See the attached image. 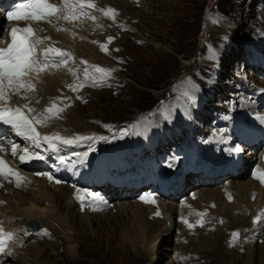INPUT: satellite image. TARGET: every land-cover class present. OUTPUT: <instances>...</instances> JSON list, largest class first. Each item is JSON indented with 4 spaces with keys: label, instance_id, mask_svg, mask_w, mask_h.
<instances>
[{
    "label": "rangeland",
    "instance_id": "rangeland-1",
    "mask_svg": "<svg viewBox=\"0 0 264 264\" xmlns=\"http://www.w3.org/2000/svg\"><path fill=\"white\" fill-rule=\"evenodd\" d=\"M117 1H121L120 4H123L122 1L128 0ZM133 1L129 0L128 3ZM138 2V4L132 5L133 7L130 5V12L126 11L127 7L121 8L123 15L125 14L124 20H129V23L123 24L121 22L116 33L110 32V35L108 34L109 36L105 39L100 35L97 41L106 46V51H102L99 46L102 52L101 55L91 51L88 48L90 44H87V42H81L85 37L87 39L90 34L84 31L85 27L89 28L85 23L82 27L83 31L80 32L78 29L79 31L74 32V34H68V36L65 34L63 35L64 37L62 35L58 37L57 44L71 47L73 51L69 48L67 52H75V57L73 60L71 57L70 65L66 66V68L59 64L60 67L58 68L51 67L53 69L39 72L36 75L37 81L40 77L42 80V73L46 74L45 79H51L54 74L56 75L60 71L66 73L69 70L71 75H66V78L68 77L67 82L72 84L75 81L73 78H76L81 73L77 68L78 62L81 61L87 62L85 65L88 69L89 77L100 76L99 73L95 72V67L97 66L102 69H110L112 72L109 81L108 77H105L106 79L99 82L101 87H93L89 80H85L82 87H79L80 85L74 86L79 87V90L74 91L77 94L72 100L79 107L75 111L72 109L66 120L58 119L66 111V107L61 106L65 101L61 98L54 99L52 103H55L56 108L59 107L60 109L62 107V111L52 116L53 121H62L61 124H66L58 132L54 131V135H58L61 138L65 136L75 137L77 141L83 140L87 142H90V140L79 138L93 137L94 145L104 146L102 147L103 150L109 149L112 143L123 138L120 137L123 135H128L124 137L138 144L135 139H132L133 134L131 135V132L137 125L143 124L147 128L145 148L150 149L151 145L147 143L149 136L152 139L155 134L157 137L167 135L169 128L174 132L177 131V135L174 137H177L178 140H180V136L183 137L181 143L184 142L186 131L188 135L194 137L193 141L195 142L198 139L205 140L204 138L214 136L215 134L212 133L214 126H224L231 129L232 126L239 123L245 128L251 121L237 118V110L232 109L235 107L233 101L236 104L241 102L240 93H242V90V104L239 107L246 103L249 105L253 103L251 101L254 99L253 93L260 91L258 85L263 83L260 87L264 88V0H139ZM121 10H116V12H121ZM118 21L122 20L118 19ZM5 30L6 25H3V31L0 33L1 37H6ZM109 37L113 38L111 42H109ZM83 46H88V52L82 53L81 48ZM77 53L84 56H79ZM47 73H50V75ZM70 79H72L71 82ZM105 81L108 82L106 83ZM186 81H189L191 87L196 91L197 94L194 98L198 99V101L186 97L180 90L177 91V87ZM40 85H42L40 86L41 91H44V83L42 82ZM10 94L7 101L10 100ZM33 99V97L28 98V104L30 109H34V113L37 116V111L40 110V107H38L39 99L38 102L36 100L37 103ZM40 101L43 100L40 99ZM199 102H205L208 108L203 109ZM48 107L46 106L41 111L43 115ZM208 110L210 114H208ZM261 111H264V109H261ZM215 115L218 117V121H216ZM57 116L59 117L57 118ZM254 121L251 124L257 123V120ZM171 122L176 125V130H174ZM38 126L46 127L45 132L47 133L48 124L44 123ZM120 126L127 127L117 129ZM39 127L36 131L41 133L38 130ZM183 127H186L185 130H180V132L179 129ZM152 128L153 131L151 133ZM121 130H126L128 133L123 134L126 131ZM12 131L11 126H7L4 133L0 136V142L3 145L1 148L6 150L4 152H6L9 166L20 155L17 153L15 157L9 156L8 150L11 144L23 149L27 146L29 147L28 141L16 139L15 133ZM119 131H121L120 134H117ZM216 135L223 137V135ZM164 139L162 138V141ZM9 140L11 141L9 142ZM93 140L91 139V141ZM194 142L188 143V148L193 147ZM169 146H172V143ZM262 146L264 147V142L261 141L258 146L260 149L255 150L257 156L263 150L261 149L263 148ZM89 147L86 148L84 153L97 154L101 152L99 148L92 149L90 147L89 149ZM19 148L18 151L21 150ZM81 152H74V154L69 152L68 154L71 156H67L66 151H61L60 153L65 156L63 159L65 164H67L66 167H74L77 171L82 172L84 162H80L81 154L83 153ZM244 153L247 154L246 158H250L247 151H243L242 155ZM250 153H253V151ZM151 155L152 153L145 151L144 156ZM137 157L139 158V154ZM46 160L49 164H52L50 156ZM20 163L18 169H21ZM255 163L254 160L251 162L250 170H253ZM117 165L115 164L114 166ZM156 165L144 166L139 170L135 168L133 175L141 178V180L151 178V172ZM114 166L111 164L109 169H114ZM23 171L21 173L24 174ZM129 175L127 174L126 176ZM20 176L22 177V175ZM23 178H27V176H23ZM118 179L115 176L110 177L112 182ZM249 179L250 175L247 172L244 176L233 178V180L240 183V186L244 184L245 188L249 186ZM189 181L188 184L192 185L196 179L189 178ZM228 181L230 179L220 181L219 184L214 186L199 185L195 190L202 195H207L208 198H214L217 190L222 187L221 185H225ZM13 182L3 181L2 183L12 186L13 190L11 191H15L20 187L15 189V182ZM186 185L187 183H185ZM22 186L25 185L22 184ZM82 189L90 191V189ZM151 189H147L148 193ZM106 191L107 189H103L95 192L100 193L101 197L107 200L106 208L101 210L99 214L92 211L81 214L79 208L78 210L71 207L69 216L73 215L70 217L75 220V225L71 230L73 237L70 236L69 238L70 244L64 243L62 236L51 233V242H48L53 245L52 249L49 248V256L51 257H44L46 253L43 252V248H40L42 245H39L40 247L38 248L35 246L36 243L23 242L19 244L18 241H14L15 243H13L11 250L14 249L12 252L10 250L11 254H13L11 259L14 261H2L0 258V264H264V218H261L258 222L256 232L253 233V231L248 229L243 238L239 236L238 240L232 244V233L237 232L238 227L236 226L234 231H225V224L229 220H234L232 215H229L230 217L226 215L228 220L223 223H220L216 216L206 215L203 227L200 228L198 226L190 232L184 230L180 222L178 224L176 216L171 213L170 225L172 230L169 236L160 235L161 222L158 217L153 218L151 215H143L142 220L146 219V221L153 222L156 227L154 226L151 229L143 244L137 245L138 251L136 252L133 250L134 247L129 248V245L126 246V240L123 243L118 240L117 233L119 231L116 233V229L113 228V224H110L109 221L110 215H115L117 211L119 216H123V223L127 224L124 223L123 227H128L134 216L129 211V206L127 211L121 213L118 210L120 208L119 204L125 203L127 206L132 203L134 205L137 199L146 197L144 196V189L137 192L136 196L130 193V197L125 193V200L109 199L110 193ZM15 193H13V196ZM189 194H185V199L188 198ZM150 195L158 197L159 194L153 191ZM260 195L259 191L258 196ZM127 197L130 198L126 199ZM179 198L174 201H170L167 198L163 199L169 213L174 208V205L175 207L179 205L181 196ZM259 199H261V196ZM24 208V206H19L17 210L22 212ZM75 210L78 211L76 212ZM17 213L19 212L16 211L14 214H9V217L14 222L18 221ZM61 214L66 216L67 212L61 211ZM97 214L98 216L102 215L103 217H101L104 219L101 222H97L96 225L82 226L79 223L82 215L88 219ZM240 216H238L239 220L243 219V216ZM3 220L1 224H10L9 219L8 222L5 219ZM39 223L44 226L40 231L46 228L41 220H39ZM49 228L47 229L49 230ZM23 230L19 232L20 234L17 238H24L27 232L23 233ZM216 230L221 231L223 233L221 235H225L226 239H216V235H210L209 238L202 239L205 232H208L205 234L206 237L208 234H214ZM113 236L116 238L114 241ZM35 238L33 239L34 242L41 239ZM147 240H149L151 245L144 249ZM151 240L154 241V244L150 242ZM67 245L68 247H66ZM247 245L249 246V251H245ZM251 245H253L252 248ZM221 247H228L233 251L228 256L223 250H220ZM17 253L18 255H16ZM251 253L253 254V259H251Z\"/></svg>",
    "mask_w": 264,
    "mask_h": 264
},
{
    "label": "bare ground",
    "instance_id": "bare-ground-1",
    "mask_svg": "<svg viewBox=\"0 0 264 264\" xmlns=\"http://www.w3.org/2000/svg\"><path fill=\"white\" fill-rule=\"evenodd\" d=\"M52 1L56 4L59 3V0H52ZM128 1H122L123 4H120L121 1H117V0H93V2L96 5V9L106 11L108 8H111L115 12L116 10H121V8H126V7L128 8L126 11L130 12L131 11L130 5L134 6L139 3L138 2L139 0L138 1L134 0L133 2H130V3H128ZM96 9L85 8L84 12L86 13V15H80L77 19L71 20V21H66L63 18L64 13H61L59 17H53L52 19H50V22L27 24L26 26H31L36 31L35 36H37L42 41L40 43L41 53H42L43 51L47 50L50 47L54 49H59V50H62L63 48H67L68 49L67 51H69V48L71 47H68L67 45H60L59 43L57 44V41L59 39L58 37L60 35L63 36L65 34L68 36V34L69 35L74 34V32H78L79 30L80 32L83 31L82 27L85 23L87 26H89V28L87 29V27H85L84 31L90 34L87 39L85 37L81 42H87V44H90V46L89 47L83 46V48H81L82 53L88 52V49H87L88 47L95 54L101 55L102 52L99 49V46L102 45V43L97 41L100 38V35H102L103 39H105L106 37L110 35L109 34L110 32H114L115 34L118 26H120V23L121 22L123 24L126 22L129 23V20H124L125 14L123 15L122 10L121 12L120 11L116 12V15L114 18H110V16H108V19H105V17L107 18V16L103 14V11H98ZM98 12L102 13V15L104 16L103 20L97 21L99 19L97 15ZM90 16L95 17V20L90 19L89 18ZM3 17L4 15H2V19H4ZM118 19L122 21H118ZM103 23L104 25H102ZM14 26L11 24L8 25L10 29L8 28L6 32V37H3V38L1 37L0 47L5 46L9 42L8 41L9 36H10L9 34L11 31V28H13ZM17 27L22 28V25L19 24V26L17 25ZM75 27L77 28L76 30H75ZM58 28L64 29V30H58ZM94 41L96 43H94ZM82 45H85V44H82ZM89 53L91 52L89 51ZM77 54L79 56H84L83 54L80 55V53H77ZM51 55L54 56V53ZM42 59H43V56H42ZM55 59L57 62H59V58H55ZM70 60H68L66 64L61 63L60 65L66 68V66L70 65L69 63ZM60 65L58 67H60ZM51 67L58 68L57 66H49L46 68V70L48 71V69H53ZM77 68L81 71L80 75L81 74L84 75V70L86 68V65L82 64L81 62H78ZM49 72H52V71H49ZM37 74H39V72L33 71L29 73V75L26 77V80L30 81L35 86L34 90L32 91L20 90L19 93H16L14 90H9V93H11L10 100L7 102H5L4 100H0V107H9V108L15 109L17 107L21 108L20 106H22L21 109L24 111L25 115H27L31 119L32 117H36V116L35 114H33L34 112L28 111V109H30L28 108L29 106L28 98L33 97L34 98L33 101L35 102L36 100L38 102V99H39L38 107H40L41 111L46 106H49L48 109L52 108L53 105H55V103H52L54 99L61 98L62 100L65 101L61 104V106L66 107V111L63 112V114L60 117L57 116V118L59 117L58 119L60 120H66L68 118L69 112L72 109L73 111H75L79 107V105L75 104L74 100H72L73 97H75V95L77 94V93H74V91H72V87L82 85V79L80 78V75L77 76L76 78H73V80L75 81H73L72 84H69L67 82L68 77L66 78V75L68 74L71 75V72L69 70L66 71V73L60 71V73L56 75L54 74V77L51 79H45L46 74L42 73L43 78L42 80H41V77L38 78V81L36 79ZM70 77L72 78V76ZM88 78H90L93 81V76H90ZM71 81L72 79H70V82ZM42 82L44 83L43 85L44 91H41V88H40V86H42L40 85L42 84ZM98 82H102V81H98ZM49 86L51 87L50 89H49ZM192 88L193 87H191L190 82L186 81L182 83V85H179L177 87V91L180 90L181 93L185 94L186 96H188V98H190V97L196 96L197 94L194 88L193 89ZM51 89H54V90H51ZM40 99H42L43 101H40ZM57 108L59 109V107ZM47 116L48 115H46L45 117ZM237 117L239 118L240 116L237 115ZM256 120H257L256 124L252 123L246 127L245 129L246 139H240L239 137L233 136L232 134L224 137V134L222 133L223 129H221V130L216 131V134L223 135V137H219L215 134L216 136L214 135V136L204 138L205 140L198 139L197 141L194 142L195 144L193 145V147H189L191 148V150L188 154L184 153L185 149H183V148H188V145H182L183 148L180 149L181 154L178 156L179 166L173 161L172 162L163 161L160 165L153 168L151 178H147L143 180L144 182L140 180V183H136L135 186H132L130 193H135L139 189H140L139 191L144 189V192H145L144 196L154 198L155 204L143 202L141 199L142 197L137 199L134 205H132V203L128 204L127 206L125 205V203L119 204L120 208H118V210H120L121 213L127 211L128 206H129L130 207L129 211L131 212V214H133L134 218L128 227H123V224L125 223V222L123 223V220H122L123 216L122 217L119 216L117 211L115 215L114 214L110 215L111 218H110L109 223L113 224L112 226L113 228L116 229L115 231L116 233L119 231V233H117L118 240L121 241V243H123L126 240L125 242L126 246L129 245V248L134 247L133 250L137 252L138 251L137 245L144 243L145 238L149 236L148 233L155 226V223L153 222L146 221V219L142 220L143 215H149V216L151 215L153 218L158 217L159 221L161 222L160 235L169 236L170 231L172 230V227L170 225L171 213H173V215L176 216L178 220V224L180 222L181 227L184 230L190 231V232L193 231L194 228L198 227L199 226L198 221L203 222L206 216V215L203 217L197 216L195 214L197 212H206L207 215L211 217L216 216V218L218 219L220 223L221 221L225 222L228 220L226 218V215L227 216L232 215L234 217V220H229V222L225 224L226 225L225 231H229V232L231 230L234 231L235 230L234 228L237 226L238 227L237 232L240 233V238H243L245 232L248 229L253 231V233L256 232L258 223H254V220H256L258 216L261 217V215L264 214V184H261L259 180L253 178V173L256 172L257 170L264 172V150L259 152L260 154L258 157L259 158L258 164L255 163L253 170H250L251 162L253 160L256 162L257 160V158L253 159L254 153L252 154L250 152H252L253 150L255 152L256 148L260 145L261 141L264 142V122L260 119H256ZM61 123L62 121H53V117H51L49 119H46L45 121V124H48L49 126L47 128V133L45 132L46 127H43V126L39 127L38 125H36V129L39 127L38 130H40L41 133L39 132L38 133L40 134L41 137L55 136L54 131L58 132L60 128L62 129V126L66 125V124H61ZM6 126L8 125L3 124L4 128ZM146 129L147 128L144 127V125L142 124V125H137L135 129L133 130L132 139H135L138 142V144H136L132 140L126 139L120 142H116L112 146H110L109 144L110 146L109 149L102 150V147H101L100 148L101 152L99 155L88 154L86 152L84 153L86 147H89V146L91 147V145H88L85 142H80L78 144H75L74 149L77 152L78 151L83 152V153L81 152L82 154L80 158V162L81 163L84 162L83 164L84 168L82 169V172L77 171L74 167H71V168L65 167L63 164L60 163V160L63 159L65 156L61 154L59 151H57V149L58 147H64L65 148L64 150H67L64 144L56 142L55 148H53L50 145L41 141L40 147L36 148L35 146H33L31 141L26 140L24 137L20 135H17L15 130L12 131L15 133L16 139L18 138V139H23L24 141H28L29 147L28 146L27 147L31 150V152L38 153L43 158L40 159L42 161V164H36L35 159H32L29 162H24V163L19 162V157L14 159L10 167L13 168L14 170H17L19 174L22 175V177L27 176V178H23L24 180L23 184L25 186H22L15 191H11L13 190L12 186L2 183L3 181L4 182H9V181H6L3 178H0V192H1L0 193V227H2L6 233H13L16 237L14 241H18L19 244H22L23 242H26V243L28 242L32 244L36 243L35 246H37L38 248L40 247L39 245H42L40 248L41 249L43 248V252L46 253L44 257L49 256V253H50L49 248L52 249V246H53L52 243H48V242H51V233L62 236V241L66 244H70L71 242L69 238L70 236L73 237V235H71V230L72 228H74V225H75V220L70 217L73 215L69 216V211L71 207L75 209L79 208L81 210V214L87 213L88 211L97 212L99 214L101 210L106 208L107 200H105L106 198L103 199L100 193H95V192L102 191L103 189H107L108 193H110L109 199L125 200L124 195L115 193L114 192L115 188L111 187L114 184V181L113 182L110 181V177L108 174L109 166L115 163L116 161H118L120 156L126 155L128 157H132L131 160H134L138 158L137 157L138 154H139V159L143 160L142 165L144 166L145 165L144 161L149 159L151 156H153V154L157 153L158 147L157 148L154 147L155 143L151 145L150 149L145 148L146 147V140H145ZM75 130L77 129L75 128ZM175 135H177V132L173 131L172 140H174L176 143L177 142L181 143V140L173 138V136ZM73 138L75 139V137ZM172 140L165 138L163 142H165L169 146V144L172 143ZM10 141L11 140H9V142ZM96 147L97 146H94L93 149ZM19 149L21 150H19L18 153L20 155L23 154V148H19ZM69 151L70 149H68L67 154ZM145 151H147L148 153H152V155L144 156ZM210 151H213L214 153L213 152L211 153ZM243 151L244 152L247 151V153H249L250 155V158H246L247 157L246 153L242 155ZM8 154L9 156L11 155L10 150L8 151ZM69 155L70 154H68L67 156ZM49 156L51 157V161L53 165L47 163L46 159ZM133 156H135L136 158H133ZM186 162L188 164L187 166H186ZM199 162H201L200 167L198 165ZM216 162H219L220 165L217 167L212 166V164ZM225 162L227 163V167H224L223 165ZM19 163L20 165H22L21 170L18 169ZM7 164H9V162ZM209 168H212L211 171L206 170ZM21 171H23L24 174L21 173ZM222 171L223 173H225L224 175H221ZM166 172L168 174V177L165 178L163 176V173H166ZM246 172L249 173L250 175L248 188H245L244 184L240 186L239 182H236V180H233V178L235 179L236 173L239 176H244ZM123 173L124 171H120L119 169L114 170V174L116 175H121ZM48 175L53 176L54 179L50 181L48 179ZM170 175H174V178L172 179ZM189 177L196 178V181H194V183H192L190 187L188 184L185 186V183H187ZM199 178H200V181H199ZM129 179H132L131 175H129L128 180ZM228 179H230V181H228L225 185H221L222 187H220V190L218 189L219 191L217 190V193L214 198H208L207 195L205 194L202 195L200 192H196L195 190V188L199 187V185L200 186H214V185L219 184L220 181L228 180ZM55 180H59L60 183H56ZM123 182H126V180H123ZM13 183H10V184H13ZM183 184L185 186V189H183V191L180 194H176V192H178V190ZM123 186L127 188L129 187L128 183H119L118 185L119 188ZM14 187L16 189V186ZM82 188L90 189V191L83 190ZM149 188H152V189L148 193L147 189ZM155 190L159 191L158 197H155V195H150ZM259 191L261 194L260 195L261 199H259L260 196H258ZM13 193H15L14 196H13ZM78 193L83 197L82 200H78L76 198ZM85 193H92L96 197V199L93 200L91 197L84 195ZM130 193H128V195ZM160 193L162 197H159ZM185 194H189L187 199H185L184 197ZM180 196H181V202L176 207L174 205V208L171 209L169 213L164 203L165 200L163 199L167 198L170 201L171 200L174 201V200H177ZM229 196H231V200L229 199ZM261 203H263V205H261ZM219 205L220 207H218ZM19 206L25 207L22 212L17 210L19 209ZM93 209H96V210H93ZM16 211L19 212L17 213L18 221L14 222L13 219L9 217V214H12V213L14 214ZM61 211L67 212L66 216H62ZM157 211H159V213L161 214L160 216L156 215ZM98 214L88 219L85 218L84 215H82L79 223L82 226L96 225L97 222H101L102 219H104L102 218L103 217L102 215L101 217V216H98ZM240 215L243 216V219L241 218V220H239L238 218V216ZM182 217L184 219H187L189 223L195 225V227L192 229H189L187 225L181 221ZM261 218H264V215ZM3 219L7 220V222L9 219L10 224H5V223L1 224L4 221ZM39 220H41L43 222V225L45 224L46 226V228L43 229L42 231L38 233H33L25 229L24 227L25 223L30 222V221L39 223ZM48 227H50L49 230L47 229ZM23 228L25 231L23 230ZM21 230H23V233L25 232L27 233H25L24 238L20 239L17 237L19 236L20 234L19 231ZM133 233H135V235H133ZM206 233L208 232H205L203 234L202 239L209 238L210 235H216V239L219 238V240L226 239V237H224L225 235L222 236L221 235L222 232L219 230H216L214 234H208L205 237ZM35 237L39 239L41 238V239L39 241L34 242L33 239ZM115 239L116 238L113 236V241ZM14 241L11 243L8 251L11 250L13 243H15ZM150 242L153 243L154 241L151 240ZM145 244L146 245L144 249L148 248V246L151 245L149 244V240H147ZM66 247H68V245ZM121 247H124V246H121ZM252 247L253 245H251V248ZM25 250H26V247H25ZM220 250H223L224 253L228 256L233 251L232 249L228 247L226 248L221 247ZM245 251H249L248 245ZM12 255L13 254L0 255V257L2 261H8V260H12L11 259L13 257ZM16 255H18V253ZM245 255L247 256L246 253ZM250 255H251V259H253V254L251 253Z\"/></svg>",
    "mask_w": 264,
    "mask_h": 264
},
{
    "label": "snow or ice",
    "instance_id": "snow-or-ice-1",
    "mask_svg": "<svg viewBox=\"0 0 264 264\" xmlns=\"http://www.w3.org/2000/svg\"><path fill=\"white\" fill-rule=\"evenodd\" d=\"M96 9V5L93 0H59L58 4L50 3V0H27L26 3L19 4L14 11L7 13L8 21L17 22H50L53 17H59L61 13H64L63 18L66 21H71L77 19L80 15H86L84 9ZM98 11H103L105 16H110L114 18L116 13L113 9L108 8L105 10L96 9ZM95 20V17H89ZM64 30V29H58ZM10 43L6 47L0 48V100L7 102L9 96V90H14L19 93L20 90L32 91L34 90V85L26 80L29 73L33 71L43 72L49 66H59V64H66L68 60L71 59V54L64 52L59 49L48 48L47 50L40 53L43 59H39L37 55V45L42 41L35 36L34 30L31 26L27 27H13L10 31ZM113 38L109 37V42ZM94 43H96L94 41ZM102 51H106L105 45H100ZM54 53V56L51 55ZM55 58H59V62ZM83 64H87L86 61H81ZM95 72L99 73V77L93 76V86H100L98 81H103L105 77L111 75L112 70L102 69L100 67H95ZM75 75V73H73ZM89 77L88 69L85 68L84 79L87 80ZM80 85L79 87H82ZM79 87H72L73 91H78ZM29 112H34V109H28ZM62 109L56 108L53 105L52 108L46 110L49 114L47 117L36 116L31 119L25 115L24 111L17 107L15 109L9 107H0V122L3 124L11 126L17 135L24 137L26 140L32 142L33 146L36 148L40 147L41 141L55 148L56 142L61 144L70 145L73 143L71 139H64L57 136H43L36 131V125H43L46 119L51 118L52 115L58 114ZM79 139H94L93 137H80ZM103 139V138H101ZM6 151L0 148V152ZM11 155L15 157L18 153V146L12 145L10 148ZM43 157L38 153H33L28 147L23 149V154L19 155V160L21 163L29 162L32 159H42ZM61 164H64L63 159L60 160ZM0 178L8 180L9 182H15L16 187H21L24 183L23 177L20 176L17 170L11 168L3 158H0ZM253 178L264 184V172L257 170L253 173ZM48 179L53 180V176L48 175ZM56 183H60L59 180H55ZM84 195L91 197L93 200L96 197L92 193H85ZM78 200H82L83 197L78 193ZM145 203L155 204L154 198L142 197ZM231 200V196H229ZM96 210V209H93ZM197 216L203 217L207 215L206 212H197ZM157 216L161 214L159 211L156 212ZM264 215V214H262ZM261 217H257L254 223H258ZM181 221L187 225L189 229L195 227V225L188 222L187 219L181 218ZM223 222V221H221ZM199 226L203 227V222L198 221ZM47 234V233H45ZM240 236V233H232V244H234ZM13 233H6L2 227H0V255H10L8 251L11 243L15 239Z\"/></svg>",
    "mask_w": 264,
    "mask_h": 264
},
{
    "label": "water",
    "instance_id": "water-1",
    "mask_svg": "<svg viewBox=\"0 0 264 264\" xmlns=\"http://www.w3.org/2000/svg\"><path fill=\"white\" fill-rule=\"evenodd\" d=\"M33 222V223H32ZM25 228L28 230V231H37L41 228L40 224L37 223V222H34V221H30V222H27L25 223Z\"/></svg>",
    "mask_w": 264,
    "mask_h": 264
}]
</instances>
